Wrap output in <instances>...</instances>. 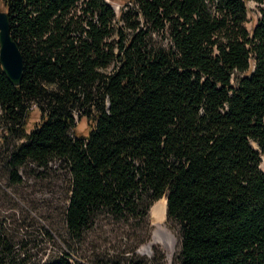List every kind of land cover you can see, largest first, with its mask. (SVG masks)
<instances>
[{"label":"trees","instance_id":"trees-1","mask_svg":"<svg viewBox=\"0 0 264 264\" xmlns=\"http://www.w3.org/2000/svg\"><path fill=\"white\" fill-rule=\"evenodd\" d=\"M0 1L24 64L18 86L0 66L8 176L65 164L61 237L85 243L76 254L145 264L135 250L166 197L178 264H264V0L250 30L245 0H129L117 28L106 0ZM76 112L87 134H70ZM0 264L70 263L30 262L0 227Z\"/></svg>","mask_w":264,"mask_h":264},{"label":"rangeland","instance_id":"rangeland-1","mask_svg":"<svg viewBox=\"0 0 264 264\" xmlns=\"http://www.w3.org/2000/svg\"><path fill=\"white\" fill-rule=\"evenodd\" d=\"M108 1L115 10V18L112 21L114 28L121 24L119 10L130 5L129 0ZM247 8L248 30L256 23L260 13L259 5L254 0H245ZM0 10H4L0 1ZM112 38L117 40L119 35L114 31ZM154 46H166L167 37L161 33H154L151 37ZM39 120V111L32 108L28 127ZM89 117L75 113V127L70 134H87V122ZM4 130L0 127V227L4 234L11 238L14 243V251L20 254L26 253L30 262H44L64 253V250L72 251L76 256L90 259L89 252L82 254L85 243L64 242V224L62 211L66 204L68 188V173L63 162L52 161L47 168L36 169L30 165L18 169L19 181L16 183L9 179L6 168V159L12 146L16 142L10 136L3 137ZM16 142V143H15ZM255 145V143H253ZM260 169L264 171V156L261 158ZM163 198L156 200L150 207L147 223L144 228L146 238L137 247L135 259H141L145 264H178L180 239L177 225L172 219H167L165 213H155L154 206L162 205ZM105 228L109 226L105 225ZM164 229L173 240L163 243L155 239L156 231ZM62 236V237H61ZM126 234H122L116 240L111 239L112 251L109 245H104L113 254L120 250V244H124ZM120 241V242H119ZM103 247V246H102ZM101 247V248H102ZM78 253H75L74 249ZM151 251L148 255L147 252ZM126 255V254H125ZM85 256V257H83ZM92 260V259H91ZM91 262V261H89Z\"/></svg>","mask_w":264,"mask_h":264},{"label":"water","instance_id":"water-1","mask_svg":"<svg viewBox=\"0 0 264 264\" xmlns=\"http://www.w3.org/2000/svg\"><path fill=\"white\" fill-rule=\"evenodd\" d=\"M0 66L7 80L13 86H18L23 76V57L11 35L10 18L6 10H0Z\"/></svg>","mask_w":264,"mask_h":264},{"label":"bare ground","instance_id":"bare-ground-1","mask_svg":"<svg viewBox=\"0 0 264 264\" xmlns=\"http://www.w3.org/2000/svg\"><path fill=\"white\" fill-rule=\"evenodd\" d=\"M166 210V200L163 198L162 205L160 203H157L154 206V212L159 214V213H165ZM155 239L162 241L163 243L167 244L166 242H171L173 240V237L166 232L164 229H160L156 231L155 233ZM166 241V242H165Z\"/></svg>","mask_w":264,"mask_h":264},{"label":"built area","instance_id":"built-area-1","mask_svg":"<svg viewBox=\"0 0 264 264\" xmlns=\"http://www.w3.org/2000/svg\"><path fill=\"white\" fill-rule=\"evenodd\" d=\"M66 253H67L66 258L68 259L70 264H97V263L89 262L86 258H80L68 250L66 251Z\"/></svg>","mask_w":264,"mask_h":264}]
</instances>
